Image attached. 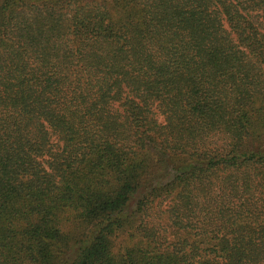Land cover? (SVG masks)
<instances>
[{
    "label": "trees",
    "instance_id": "1",
    "mask_svg": "<svg viewBox=\"0 0 264 264\" xmlns=\"http://www.w3.org/2000/svg\"><path fill=\"white\" fill-rule=\"evenodd\" d=\"M0 264H264V0H0Z\"/></svg>",
    "mask_w": 264,
    "mask_h": 264
}]
</instances>
